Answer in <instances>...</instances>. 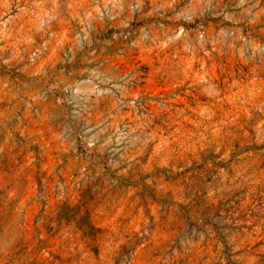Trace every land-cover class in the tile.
<instances>
[{
  "label": "rangeland",
  "instance_id": "1",
  "mask_svg": "<svg viewBox=\"0 0 264 264\" xmlns=\"http://www.w3.org/2000/svg\"><path fill=\"white\" fill-rule=\"evenodd\" d=\"M0 264H264V0H0Z\"/></svg>",
  "mask_w": 264,
  "mask_h": 264
}]
</instances>
